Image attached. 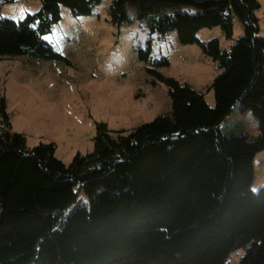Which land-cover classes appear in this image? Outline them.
I'll return each mask as SVG.
<instances>
[{
    "label": "trees",
    "instance_id": "trees-1",
    "mask_svg": "<svg viewBox=\"0 0 264 264\" xmlns=\"http://www.w3.org/2000/svg\"><path fill=\"white\" fill-rule=\"evenodd\" d=\"M15 0H0V8ZM101 0H41L21 19L0 16V61L17 56L62 60L43 38L61 19V6L89 15ZM258 0H113L110 21H131L150 32L176 31L197 44L218 67L203 92L160 67L151 40L138 48L146 70L168 88L171 109L130 131L96 123L93 148L69 164L56 143L29 146L13 131L0 94V264H264V186L252 189L254 157L264 149V36ZM244 33L229 48L198 31L220 26L233 36V17ZM153 82H155L153 80ZM251 110L260 134L225 135L223 121ZM72 204H75L73 207ZM244 249L235 263L229 259Z\"/></svg>",
    "mask_w": 264,
    "mask_h": 264
},
{
    "label": "rangeland",
    "instance_id": "rangeland-1",
    "mask_svg": "<svg viewBox=\"0 0 264 264\" xmlns=\"http://www.w3.org/2000/svg\"><path fill=\"white\" fill-rule=\"evenodd\" d=\"M112 1L101 0L91 14L81 16L61 6V19L43 38L69 63L28 55L0 61V94L6 97L12 130L23 132L29 146L55 142V155L66 164L77 152L92 150L97 122L130 131L171 109L167 86L149 74L146 63L138 58V48L149 39L152 54L170 60L160 67L164 75L190 84L204 93L209 105L215 104L210 86L217 64L197 44L180 43L176 31L150 32L131 7L127 9L131 21L112 23ZM258 1V33L264 36V0ZM40 7L41 0H15L2 5L0 16L18 20ZM243 33L242 21L234 16L231 39L220 26L204 27L198 37L203 41L217 37L222 48H229ZM222 129L225 135L243 133L252 139L260 134L251 110L235 109ZM254 167L252 189L257 191L264 186V149L256 153ZM243 253L244 249L237 250L229 260L235 263Z\"/></svg>",
    "mask_w": 264,
    "mask_h": 264
}]
</instances>
